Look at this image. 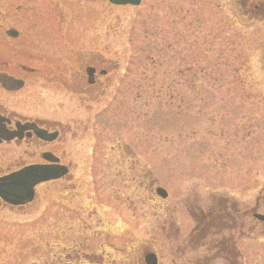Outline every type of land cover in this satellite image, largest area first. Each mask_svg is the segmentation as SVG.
<instances>
[{"label": "rangeland", "instance_id": "obj_1", "mask_svg": "<svg viewBox=\"0 0 264 264\" xmlns=\"http://www.w3.org/2000/svg\"><path fill=\"white\" fill-rule=\"evenodd\" d=\"M69 2L82 52L113 62L108 87L80 103L54 92L87 128L72 185L37 186L25 213L0 207V264L75 252L81 264H144L147 252L227 264L204 216L222 198L240 212L228 209L218 238L234 240L240 264H264V220L252 216L264 214V10L250 20L236 0Z\"/></svg>", "mask_w": 264, "mask_h": 264}, {"label": "flooded vegetation", "instance_id": "obj_2", "mask_svg": "<svg viewBox=\"0 0 264 264\" xmlns=\"http://www.w3.org/2000/svg\"><path fill=\"white\" fill-rule=\"evenodd\" d=\"M236 1L250 20L258 9L264 10V0ZM71 3L69 0H0V9L10 11L0 19V177L25 167L60 173L58 178L37 184L30 201L11 203L0 196V207L11 209L10 212L21 209L18 212L25 213L22 208L33 202L35 188L41 184L58 182L63 192L72 185V172L77 168L80 153L77 136L87 128L76 115L67 114L75 108L70 103L72 97L66 101L54 92H68L80 103L81 99L91 100L97 91L108 87L106 77L113 62L96 51L82 52L80 20L66 19L62 14ZM44 90L50 95L43 96ZM210 207L204 216L209 224L219 226L210 234L214 239L209 249L227 247L230 256L224 262L240 264L234 240L218 238L225 221L220 219L227 216L228 209L235 212L240 209L226 198ZM195 213L192 212L194 217ZM194 229L188 239L195 240L196 246H203ZM147 253L143 255L144 264ZM64 257L66 254L61 253L54 261L57 264L82 261L81 253L77 252L72 259ZM197 259L192 264H209L212 260ZM44 262L47 264L48 260Z\"/></svg>", "mask_w": 264, "mask_h": 264}, {"label": "water", "instance_id": "obj_3", "mask_svg": "<svg viewBox=\"0 0 264 264\" xmlns=\"http://www.w3.org/2000/svg\"><path fill=\"white\" fill-rule=\"evenodd\" d=\"M141 0H109L115 5H138ZM60 176L56 170L43 169L40 167H25L6 176L0 177V196L11 203H21L30 201L34 195V186L42 181L54 179ZM155 192L160 197H166L167 192L162 187H156ZM259 220L264 219V215L254 214ZM147 264H157L154 253L145 255Z\"/></svg>", "mask_w": 264, "mask_h": 264}, {"label": "trees", "instance_id": "obj_4", "mask_svg": "<svg viewBox=\"0 0 264 264\" xmlns=\"http://www.w3.org/2000/svg\"><path fill=\"white\" fill-rule=\"evenodd\" d=\"M225 251V250H224ZM235 251V250H234ZM228 253V252H227ZM238 254V252L237 251H235V255H237Z\"/></svg>", "mask_w": 264, "mask_h": 264}]
</instances>
